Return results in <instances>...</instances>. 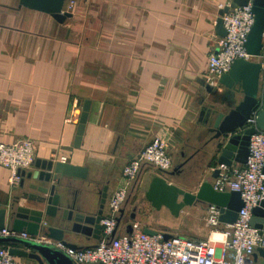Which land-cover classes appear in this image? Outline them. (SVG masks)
<instances>
[{
  "label": "crops",
  "instance_id": "1",
  "mask_svg": "<svg viewBox=\"0 0 264 264\" xmlns=\"http://www.w3.org/2000/svg\"><path fill=\"white\" fill-rule=\"evenodd\" d=\"M19 1L0 0V142L27 137L34 160L63 157L64 163L84 167L86 178H61V189L87 214L97 210L105 186L107 202L122 166L156 135L172 160L168 182L194 191L203 180L214 181L218 154L202 126L203 110L227 111L240 97L217 78L208 79L207 56L219 38L218 12L231 0H65L63 11L70 17L62 22ZM73 100L78 108L66 121ZM84 101L89 110L75 147ZM31 170L33 165L26 172ZM155 171L144 166L130 185L117 234L133 222L154 230L153 215L162 208L169 212L144 197L151 177L160 174ZM9 179V170L0 166V209L16 195L21 206L42 207L21 197L39 194L28 187L31 181L20 187ZM184 208L206 214L207 206ZM65 239L83 248L97 241L82 235ZM0 245L32 251L17 242ZM14 257L17 264H38Z\"/></svg>",
  "mask_w": 264,
  "mask_h": 264
},
{
  "label": "built area",
  "instance_id": "2",
  "mask_svg": "<svg viewBox=\"0 0 264 264\" xmlns=\"http://www.w3.org/2000/svg\"><path fill=\"white\" fill-rule=\"evenodd\" d=\"M252 1L242 6L230 8L222 15L225 36L219 37L216 49L207 56L208 79H216L229 71L235 59L255 60L261 64L259 76L258 102L245 121V128L254 127L249 136L248 154L244 164L226 166L218 164V175L212 182L216 191H238L242 206L232 224L219 221V209L210 205L206 209L207 224L212 228L206 239L186 238L170 234L164 238L163 230L153 234L143 231L137 222L131 223L130 233H116L115 229L120 209L125 203L130 185L137 179L144 166L153 170L166 171L172 166L167 151V143L159 135L154 136L134 157L121 168L120 183L107 200L99 224L100 237L92 246L73 249L59 242L41 236H31L26 232H16L4 227L0 237H15L47 244L64 254L74 264L102 262L103 264H255L253 253L256 248H264V232L251 225L252 209L264 199V130L256 127V115L262 106L264 86V29L260 54L256 57L246 50L247 36L254 24ZM77 101L72 102L70 121L74 116ZM34 160V144L24 137L14 143L0 142V166L10 171L9 182L19 180V170L28 169ZM65 158H60L64 161ZM217 233L219 238L213 237ZM0 264H17L8 248L0 246Z\"/></svg>",
  "mask_w": 264,
  "mask_h": 264
},
{
  "label": "water",
  "instance_id": "3",
  "mask_svg": "<svg viewBox=\"0 0 264 264\" xmlns=\"http://www.w3.org/2000/svg\"><path fill=\"white\" fill-rule=\"evenodd\" d=\"M65 0H20V5L50 13L58 22H62L70 13L63 11ZM247 0H231L218 12L215 32L219 37H223L226 31L222 24V15L230 8L242 6ZM252 11L254 13V24L247 36L246 50L251 56H258L261 49V38L264 29V0H253ZM261 64L255 60L235 59L228 72L217 77V83L231 90L234 98L240 97L236 103L227 111H219L213 107L203 110L202 126L204 131L210 133L209 141L214 142V152H217L216 162L226 166L234 162L244 164L248 154L249 136L254 132V127L245 128L241 133L246 119L257 105V94L259 92V76ZM236 96V97H235ZM89 110V102L84 101L81 107L74 146L78 147L82 138L84 125ZM256 127L264 130V86L262 95V106L256 115ZM34 170H19L21 175L19 185L22 187L24 182L31 181L29 188L36 190L39 194L23 192L21 197L36 203L40 207L30 208L19 205L20 196L13 197L11 205L6 209H0V230L8 224L11 230L16 232H26L31 236H41L45 239L56 241L62 245L79 249L83 248L65 239L69 235H82L86 238L98 240L100 237L101 226L99 224L106 202V186L100 192L98 208L93 213H84L76 209L74 201L63 195L61 189V178L84 179L87 170L84 167L53 160L36 159L33 162ZM218 169H214L213 178L218 175ZM158 173L171 175L172 171H158ZM160 174L151 177L144 197L151 205L160 209L165 207L169 212L177 216L179 211L186 207L196 204L213 205L219 209V221L225 224H232L238 210L242 206V200L238 191H216L212 187L210 180H203L194 191H187L173 183ZM63 187V186H62ZM122 210L119 211L117 224L109 238L115 237L119 225ZM134 215H132L133 217ZM54 219L57 225L46 224L45 219ZM251 225L264 232V199L252 209ZM132 231L131 225L126 228V233ZM144 232L153 234V229H144ZM164 238L170 236L164 233ZM17 242L24 245V249L8 248V252L13 256L28 257L34 259L38 264H69L71 261L60 251L32 240L0 237V244ZM253 260L256 264L262 261L264 264V248H256L253 253ZM88 264H103L102 262Z\"/></svg>",
  "mask_w": 264,
  "mask_h": 264
},
{
  "label": "rangeland",
  "instance_id": "4",
  "mask_svg": "<svg viewBox=\"0 0 264 264\" xmlns=\"http://www.w3.org/2000/svg\"><path fill=\"white\" fill-rule=\"evenodd\" d=\"M77 108H78V103H77L76 109ZM33 162H34V160H33ZM32 165H33V163H32ZM22 170L26 171L27 169H22ZM153 171H155V170H153ZM168 171L169 172L173 171V169L172 170L169 169ZM164 177L166 179L172 178V177H169V173L167 175L164 174ZM20 178H21V175H19L18 181H20ZM127 197H128V195H127ZM105 204H106V202H105ZM104 207H105V205H104ZM181 211L182 212L178 213L177 216H173L172 214H170L169 212L164 210V208H162L161 212H157L153 215V216H155L154 222L156 223V224H154L152 222V225L155 228L154 230H163V231L169 232L170 234H177V235H180V236H183L186 238L206 239L212 230V228L207 224L206 214H203V212H199L198 210H195L193 208L192 209L182 208ZM103 212H104V209H103ZM118 216H119V214H118ZM158 223H161L162 225H159ZM121 226H122V223L120 224V227ZM13 238H15V237H13ZM0 246H3V245H0Z\"/></svg>",
  "mask_w": 264,
  "mask_h": 264
},
{
  "label": "bare ground",
  "instance_id": "5",
  "mask_svg": "<svg viewBox=\"0 0 264 264\" xmlns=\"http://www.w3.org/2000/svg\"><path fill=\"white\" fill-rule=\"evenodd\" d=\"M213 237L219 238V235L217 233H215Z\"/></svg>",
  "mask_w": 264,
  "mask_h": 264
}]
</instances>
